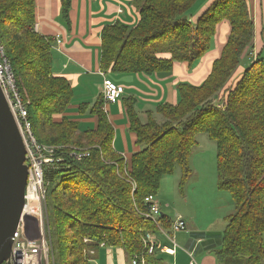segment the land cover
I'll use <instances>...</instances> for the list:
<instances>
[{"label":"trees","instance_id":"1","mask_svg":"<svg viewBox=\"0 0 264 264\" xmlns=\"http://www.w3.org/2000/svg\"><path fill=\"white\" fill-rule=\"evenodd\" d=\"M197 1L134 0L133 26L115 22L100 33L101 71L151 75L170 72L176 62H197L209 51L216 26L227 21L230 27L209 75L198 86L178 84L175 105H157L143 122L133 101H126L128 131L139 150L125 160L113 149L114 130L101 110L102 96L89 110L94 129L80 132L64 116L71 86L52 72L53 39L35 31L34 0H0V43L32 133L38 143L57 147L53 163L44 168L54 264H92L83 252L102 243L123 249L130 259L147 258L141 239L156 227L142 216L144 198L156 196L162 177L176 167L181 188L185 185L198 134L215 143L217 188L234 206L225 218L221 246L213 252L217 262L263 263L264 59L257 56L226 87L241 55L252 47L253 22L245 0H214L191 22L188 15ZM59 6L67 19L71 0H59ZM221 91L222 105L215 101ZM82 147H89L88 157L70 156Z\"/></svg>","mask_w":264,"mask_h":264},{"label":"crops","instance_id":"2","mask_svg":"<svg viewBox=\"0 0 264 264\" xmlns=\"http://www.w3.org/2000/svg\"><path fill=\"white\" fill-rule=\"evenodd\" d=\"M213 1L198 0L188 15L189 20L195 22ZM245 2L253 22V44L251 49L245 50L241 55L239 66L226 87L233 85L247 67L241 66V61L248 60V64H251L257 56L262 58L264 52V0ZM133 3L134 0H71L67 19H63L59 0H34L37 32L52 39L55 35L62 37L60 50H53L52 72L64 77L71 86L72 98L64 116L76 122L80 132L94 129L96 126V118L89 110L97 97L102 96V79L99 75L100 33L105 26L115 22L133 26L137 20V10ZM229 30L227 21L220 22L216 26L209 51L191 65L176 62L170 72L151 75H110L122 89L120 101L115 104L102 103L101 110L113 127V149L116 153L126 160L139 150L135 146L133 134L128 131L126 101H133L134 110L143 122L146 112H153L157 105H175L178 102L177 85L187 83L198 86L206 79L212 63L219 57L226 43ZM223 94L224 92H221L218 95L217 102ZM81 106L85 107L82 111ZM154 117L157 119V116ZM88 126L89 128H86ZM118 131H122L121 141L118 139ZM157 204L160 211L157 223L161 228L170 233L172 223L180 218L185 222V229L173 234V245L156 227L151 232L155 251L143 258V264H190V261H193V264H219L213 252L221 246L225 218L233 210L222 218L223 226L220 225L219 230H216L215 222L203 228L197 222L185 220L179 215L168 216L162 211L163 207L158 201ZM161 217H164L163 220ZM163 248L173 250V254L163 252ZM130 260L123 249L106 246L94 248L92 255L93 264H131Z\"/></svg>","mask_w":264,"mask_h":264},{"label":"built area","instance_id":"3","mask_svg":"<svg viewBox=\"0 0 264 264\" xmlns=\"http://www.w3.org/2000/svg\"><path fill=\"white\" fill-rule=\"evenodd\" d=\"M36 28V27H35ZM54 44L51 48L55 51L60 50L63 42L60 35L53 37ZM102 78L101 95L104 104H115L120 100L122 89L109 79L104 73H99ZM0 89L3 93L9 111L17 126L25 149V164L27 165V183L23 198V207L19 223L13 235V242L9 255V264H41L43 259L47 261L49 248V229L47 227L46 216V194L47 188L44 181V168L53 163V155L57 147L46 146L36 141L31 123L27 115V105L24 103L15 87L14 75L11 71L9 61L5 57L4 49L0 43ZM75 160L80 161L88 157L87 150H74L71 154ZM143 205L145 210L142 213L144 220L149 221L157 230L165 236L173 245V234L185 229V222L177 219L172 223L170 233L161 228L157 219L160 216L159 207L154 195L144 198ZM31 231L35 237L30 238ZM142 242L146 255H152L155 251V244L152 242V234L145 233ZM84 243H90L84 239ZM98 247H104L99 244ZM167 254H173L171 249H162ZM86 253V251H85ZM88 254L93 255V249L87 250ZM144 256L134 255L131 264H143ZM193 264V261H190Z\"/></svg>","mask_w":264,"mask_h":264},{"label":"rangeland","instance_id":"4","mask_svg":"<svg viewBox=\"0 0 264 264\" xmlns=\"http://www.w3.org/2000/svg\"><path fill=\"white\" fill-rule=\"evenodd\" d=\"M35 27V31L37 32V26L35 25ZM52 44H54V41ZM262 58H264V52ZM248 63V60L245 62L241 61V66H248ZM100 72L104 73L109 79L116 83L115 79L110 76L111 73H105L101 70ZM220 93L218 95H220ZM218 95L215 97V101L218 100ZM220 104L222 105V103ZM157 120L161 121L162 119L160 116H157ZM86 128H89V126ZM117 130L118 129H116V131ZM118 139H120V141L122 140V131H118ZM196 140L197 145L193 148L189 161L191 174L185 185L181 188V170L176 167L171 174L162 177L155 200L157 199L156 201L163 207L162 211L168 216L179 215L185 220H190L193 223L197 222L203 228L215 222L214 228L219 230L220 225L223 226L222 218H224L226 214L232 212V208L234 207L233 202L227 192L219 191L217 188L215 143L209 140L206 134H198ZM82 148L83 149L80 150H89V147ZM47 227H49L48 224ZM33 237H35V234L31 231L30 238ZM49 248L50 253L48 254L47 261L43 259L41 264L55 263L54 257L56 254L55 251H52L51 243H49ZM83 254L86 255L88 259L90 258L93 264L92 255L88 254L87 250L86 253L84 251Z\"/></svg>","mask_w":264,"mask_h":264},{"label":"water","instance_id":"5","mask_svg":"<svg viewBox=\"0 0 264 264\" xmlns=\"http://www.w3.org/2000/svg\"><path fill=\"white\" fill-rule=\"evenodd\" d=\"M26 183L25 149L0 89V264H9Z\"/></svg>","mask_w":264,"mask_h":264}]
</instances>
